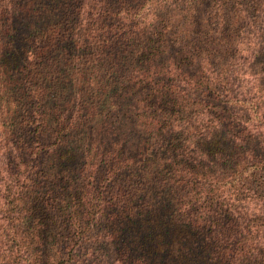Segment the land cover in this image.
Here are the masks:
<instances>
[{"label": "trees", "instance_id": "16d2710c", "mask_svg": "<svg viewBox=\"0 0 264 264\" xmlns=\"http://www.w3.org/2000/svg\"><path fill=\"white\" fill-rule=\"evenodd\" d=\"M0 264H264V0H0Z\"/></svg>", "mask_w": 264, "mask_h": 264}]
</instances>
